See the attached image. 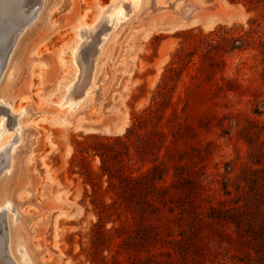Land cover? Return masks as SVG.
I'll list each match as a JSON object with an SVG mask.
<instances>
[{
  "label": "rangeland",
  "instance_id": "374dc122",
  "mask_svg": "<svg viewBox=\"0 0 264 264\" xmlns=\"http://www.w3.org/2000/svg\"><path fill=\"white\" fill-rule=\"evenodd\" d=\"M28 1L0 0V40L39 10L41 0ZM111 2L45 0L20 41L0 105L21 126L9 202L24 219L29 251L38 264H261L264 242L235 219L245 199L259 204L264 192V48L197 57L201 73L189 66L166 97L154 99L175 53L189 45L187 33L247 30L252 22L264 28V10L227 0H140L103 35L86 79L89 87L96 77V95L60 110L74 82L77 41L87 39L79 56L89 68L109 26L76 32ZM146 113L150 119L134 131ZM95 137L111 141L102 152L106 170L143 174L151 189L140 194L134 183L103 174L89 149ZM78 143L86 150L76 159ZM1 156L0 166L8 154Z\"/></svg>",
  "mask_w": 264,
  "mask_h": 264
},
{
  "label": "bare ground",
  "instance_id": "6f19581e",
  "mask_svg": "<svg viewBox=\"0 0 264 264\" xmlns=\"http://www.w3.org/2000/svg\"><path fill=\"white\" fill-rule=\"evenodd\" d=\"M24 2H25L24 6L28 7L29 1L24 0ZM43 2H45V0L40 1L39 10L37 12H34L29 20L25 21L23 24L17 25L16 23H13L11 26L7 27L8 31L6 36L0 40V104L1 105L4 102H6L4 101V97L9 95L11 81L13 78H15L14 76L11 77V72L13 70V67H15L17 64L16 57L23 45L22 43L20 44V41L25 37V33L27 29L32 25V23L38 17L41 8H43L42 7ZM139 3L140 0H116V1L112 0L109 6L100 10L95 23H93L92 25H82L80 29L77 30L76 35L78 31L81 30L92 34L95 31H97V29L102 24H107L109 26V28L107 27V30L103 29L102 31L103 33L101 34V36L103 37V39L99 38L100 41L99 44L97 45V51L95 52L96 54L94 58H92L91 60L89 68H87L80 60L79 55L81 48L87 43L86 42L87 39H84L83 36L80 34L81 39L82 38L83 39L82 41H77V45L72 52V55L74 57L73 63L75 64L74 82H71L66 87L65 97L62 99L60 103H58L60 110L67 108L74 99L78 100V97L81 98L93 94L96 95L97 93V90H95L96 77L93 83L89 87H87L89 83L87 84L86 79L88 81V76L90 75V73H92L94 67L96 66V55L99 53L100 46L104 41V38L106 37L103 35L105 32H108L112 29L113 30L116 29L119 25L122 24V22H124L126 18H129L138 8ZM20 22H22V20ZM20 28H22L23 30H20ZM98 32L99 31H97V33ZM17 68L20 71L21 65H18ZM82 73H84V75H82ZM83 76H84V81L82 83L81 92L76 93L75 88H77V85L75 84V82L79 81L81 83ZM1 105H0V113L3 114L4 117H0L1 118L0 119V157H2L1 155H3L4 157L6 153L8 154V156L5 157L7 158L6 159L7 162H5V164L0 166V252H3L1 254L3 255V257L2 259H0V264H38L36 259L32 256L31 251H29L27 239L25 238L26 233H25L24 219H22V217L18 214L15 205H12L9 202L10 199H12L11 197L13 193L12 183L14 179L11 176V173H9V171L12 168L11 163L14 160L13 155H14L15 144L18 143L20 140L19 131L21 129V126L20 128H18L17 121L13 117H10L9 120L6 119L8 117L5 116H8L7 115L8 113L1 108Z\"/></svg>",
  "mask_w": 264,
  "mask_h": 264
},
{
  "label": "trees",
  "instance_id": "16d2710c",
  "mask_svg": "<svg viewBox=\"0 0 264 264\" xmlns=\"http://www.w3.org/2000/svg\"><path fill=\"white\" fill-rule=\"evenodd\" d=\"M232 4H242L250 11L264 10V0H227ZM190 36V43L188 46H181L179 50L175 53L170 65L166 68L165 73L162 77V81L157 91V95L154 99L155 103L158 99H162L166 97L170 93V85L181 80V75L185 69L189 66L199 74L203 71V67L199 66L195 59L197 57L204 58L208 54L216 53V54H224V55H233L235 53H244L247 51L255 50L257 47L264 48V28L258 24L257 22H252L250 27L245 30L243 28H231L228 29L226 27H218L214 31L209 34H193L192 32L187 33ZM196 79V76H195ZM169 89V90H168ZM151 110V109H150ZM151 117V113L144 114L137 118L136 124L134 125V131L141 130L144 125L148 122ZM132 130L129 132L131 133ZM94 141L98 142L94 145H91L89 149H91L96 156H99L102 160V173L109 175L110 180L112 178L117 179L118 181L126 183L128 180L130 183H134L135 191L138 193H143L146 190H150L151 188H147L146 184L143 186V181L141 182L144 175H127L121 174V176H114L109 172L107 160H105L106 156L102 154V152L106 151L107 148H110L111 141L105 140L100 141L99 138H94ZM117 143H121V140L115 141ZM80 150L76 152V159L79 157V154H83L86 148H84V143H78ZM86 164V160L83 161ZM153 172V171H152ZM151 170L146 173L148 176L152 175ZM264 172V169L262 170ZM95 174L89 169L87 178L88 183L93 185V181L91 177ZM148 182L152 183V179L148 180ZM154 185V184H153ZM154 189V188H153ZM156 190H151V193H154ZM262 201L259 200V204H255L252 202L250 198L244 200V204L237 207L239 212V217L241 219L236 220L235 224L241 228L244 227V231L246 234H252L254 241L262 240L264 242V192L261 193ZM227 214L229 211L226 210ZM255 218H260V221L256 222ZM230 219V218H229ZM264 247V246H263ZM262 255L264 258V248ZM95 257V254H91V257ZM92 258L93 263H96L95 258ZM261 264H264V259L261 261Z\"/></svg>",
  "mask_w": 264,
  "mask_h": 264
}]
</instances>
